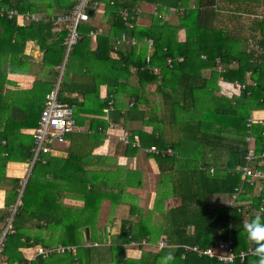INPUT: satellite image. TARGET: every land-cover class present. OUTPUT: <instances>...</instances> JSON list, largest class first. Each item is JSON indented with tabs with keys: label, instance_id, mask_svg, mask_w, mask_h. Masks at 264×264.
<instances>
[{
	"label": "trees",
	"instance_id": "1",
	"mask_svg": "<svg viewBox=\"0 0 264 264\" xmlns=\"http://www.w3.org/2000/svg\"><path fill=\"white\" fill-rule=\"evenodd\" d=\"M36 1L0 0V28L11 35L9 42L15 36L19 38L18 44L22 43L24 46L30 39L36 41L45 51L44 64L46 68H50L46 75L49 77L54 74L57 77L59 71L56 66L62 65L66 55L64 37L67 31L62 29L61 38L48 43L53 26L46 22L47 18H41ZM235 1H239V6ZM242 2L243 0H91L92 5L97 3L99 6L92 9L90 21L82 26V39L69 53L64 74L67 77L70 63L75 58L79 62L78 70H85L88 84H81L79 89H69V83L62 79L60 100L78 111H91L92 117L87 116L85 119L78 114L79 119L90 120L89 129L98 133L107 125L101 118L117 90L127 89L128 95L135 100L134 105L129 107L127 119L130 122L140 120L149 123L145 120L147 113L137 109L141 101L148 100L145 95L146 87L150 83H157L156 92L162 96L164 105H167L165 118L160 123L182 132L181 139H178L181 141L170 142L169 132L166 130L158 134L155 131L150 135L141 131H133L132 134H138L145 147L146 140L147 143L148 140L155 141L159 152L156 156L157 164L180 204L159 213L161 223H148L152 217L150 213H145L144 208L131 205L128 218L118 223L116 233L97 236L102 202L113 199L110 195L112 193L107 191L108 185L102 190L92 187L88 189L87 186L86 193L81 197L84 206L73 210L60 203V199L64 197V189L60 188L62 183L56 177L61 176L49 170L52 166L51 158L48 159L49 156L46 155V163H37L30 173L21 196L22 205L17 208L13 220L16 234L9 235L5 242L2 255L9 264L27 263L23 248L32 249L39 245L48 249L60 245L73 249L63 253L54 252L47 257L40 256L34 264H161L168 253H172L175 259L166 262L167 264H223L207 256L201 257L186 247L206 249L219 240L230 238L234 241L236 254L249 250L254 253L253 242L247 239L244 224L257 215L264 217V213L260 211L264 190L260 196H251L245 205L237 204L229 208H212L210 205L211 195L232 196L235 189L242 185L241 174L235 170L246 163L245 157L249 152L247 137L255 134L256 152H264V126H249L248 123L253 110L264 109V20L253 21H258L257 36H244L245 25L240 23ZM55 3L57 7L63 6L64 12L61 14L68 13L74 7L71 0H55ZM144 3L154 5L165 18L159 19L157 15H151L149 27L137 26L128 30L118 16L120 10L140 9ZM170 7L184 9V12L168 16L169 13H164V8ZM12 8L22 13H35L42 22L17 25L1 13V9ZM98 14L102 15L100 21L97 20ZM145 14L142 16L148 19V13ZM231 19H239L238 27L230 26ZM181 30L186 31L184 42L179 41L178 34ZM91 31H99L100 35L90 37ZM124 32L129 37L137 38L139 45H122L114 49V38ZM1 38L4 36L0 34ZM146 38L152 39L155 46L150 62L146 59ZM94 43L95 50L92 49ZM179 58L184 59L183 63L177 62ZM168 59L173 60V67L168 65ZM217 60H220L224 68L221 73L217 70L220 65ZM151 68H159L160 72L156 74ZM204 70L211 71L210 79L202 76ZM219 77L227 81L226 84L238 82L246 85V88L241 90L239 96L232 98L218 97L213 91L208 94L204 92L212 85L214 91L219 89L216 84ZM102 86L108 89L103 102L100 98ZM52 89L48 81L36 79L30 91L21 93L30 99L33 96L29 100L33 104L25 106L23 110L16 107L11 114L9 110L18 102L20 93H13L12 98L3 100L6 115L0 116V157L5 156V162H0V187L7 188L8 192L5 205L0 209V232L11 215L10 207L17 203L21 188L20 179L5 183L8 179L5 173L6 162L12 159L26 162L33 157V140L17 144L16 135L20 133L14 128L17 124L22 128H32L31 130L37 128L38 115L41 116L45 97ZM66 92H77L82 96L83 102L79 99L69 101L64 97ZM205 105L208 106L207 109L200 113L199 109ZM113 109L109 113L110 120L125 126L121 109L115 107V103ZM79 124L81 125L80 122ZM98 139L102 140V137L98 136ZM92 140L96 141L97 137ZM4 141L6 145H1ZM210 154L213 156L210 157ZM225 156L227 162L223 161ZM50 174H53L52 180L48 178ZM70 183L73 184L74 180H70ZM247 186L250 190L254 189V186L245 185ZM124 188L120 190L124 191ZM159 202L158 199L156 210L159 209ZM247 214L250 216L248 220ZM86 228H89V239L86 237ZM162 239L167 247L157 253L152 249H145L147 247L142 244L146 242L155 245ZM130 246L143 250L139 260L127 258L126 252ZM234 264H258V257L253 254L243 263L237 259Z\"/></svg>",
	"mask_w": 264,
	"mask_h": 264
},
{
	"label": "crops",
	"instance_id": "2",
	"mask_svg": "<svg viewBox=\"0 0 264 264\" xmlns=\"http://www.w3.org/2000/svg\"><path fill=\"white\" fill-rule=\"evenodd\" d=\"M71 1L74 2V0ZM235 2L239 6V1ZM35 3L40 11L39 14L42 19L54 17L64 12L63 6H58V8L55 0H37ZM145 7H147L146 10L144 9ZM241 8L243 9V13L240 14V23L245 25L243 35L248 37L257 36L259 33V29L257 27L258 21H255V23L253 21L256 19L259 21L264 20V0H243ZM140 9L143 11L141 14L142 20L140 26L149 27L151 25L150 16L155 15V13L158 12L157 8L152 4L144 3L140 6ZM145 13H148V19L142 16ZM170 15L173 14L169 13L168 16ZM101 18L102 15L98 14L97 20L100 21ZM238 20L239 19H231L230 26L234 28L238 27ZM225 24H227V22ZM61 32L62 31L60 29L56 30L53 28L50 32L51 37L48 38V43L51 44L58 41L61 38ZM0 34L2 37L4 36L3 39H0V116L6 115V108L3 100L12 98L13 93H20V95L18 96V102L14 103V105L16 104L14 108L9 110L10 114L14 112L16 107H20L23 110L25 109V106H31L33 104L29 102V100L33 99V96L30 99L24 97L21 93L30 91L33 88L34 81L36 79L42 82L48 81L52 85L53 89L59 79L60 81L63 79L65 82L69 83V89H72V87L79 89L78 87L81 88V84H88V78L85 76V70H82V72L78 70L79 62H77L75 58L70 63L67 77H64L66 63L68 61L65 60V58L61 66H56V69L59 71V75L56 77L54 74H50L48 77L46 74L49 72L50 68H46L44 64L45 51L40 48L36 41L30 39L24 46L22 43L18 44L19 38L17 36L9 42L11 35L7 31L4 32L1 28ZM178 37L179 41L184 42L186 40V31H179ZM95 48L96 44L94 43L92 45V49L95 50ZM208 75L211 77L210 70H204L202 72V76L204 78L209 79L207 78ZM218 80L220 81V85L219 81H217L216 84L219 89L214 91L213 85H208L209 87L205 89L204 92L208 94L210 91H213L214 95L218 97H226L225 95H220V86L224 84L222 86L223 91L225 92V83L227 81L223 80L221 77H219ZM212 83H214V80ZM157 86V83H150L148 87H146L145 95L148 100L141 101L137 109V111H144L147 113V115H145V120L149 121V123H145L140 120L130 122L129 119H127L129 107H132L135 102L134 98H131L128 95V92L126 91L127 89L123 91L117 90L112 100L115 103V107L121 109V115L124 116L123 122L127 126L113 123L110 120L109 114L112 111L111 110L108 114L104 113L105 115L101 118L103 121L107 122L105 129L102 128L103 130L98 132L99 134L97 132H92L89 129V125L91 123L90 120H85L87 116L92 117L91 111H78V109L75 108L78 120L77 130L74 133L67 135L65 144L56 146L52 154L48 155V159L51 158L52 164L49 170L56 173L58 176H61V178L56 177V179L59 178V182L62 183L60 188L62 187L64 189V197L60 199V203L73 208V210H77V208L84 206V201L81 197L86 193L87 186L88 189H91L92 187L93 189L96 188L97 190H102L106 188L105 185H108L107 191L112 193L110 195L113 196V199L112 201L105 199L102 202L98 223H120L123 219L128 218L131 205L144 208L145 213H150L149 215L152 217L148 220V223L152 221H158L161 223V220L159 221L158 214L163 210L167 211V209L180 204V200L174 196V193L170 189L171 185L167 184L166 178H164L161 174L156 160V156L158 154L151 152V148L157 145L155 141L148 140L147 143L146 140L145 147L144 143L140 141V136L138 134L135 136L132 134L133 131H141L150 135L155 131L158 134L162 130H166L169 132L168 138L171 139L170 142L179 143L181 141L178 139H181L183 134L182 132L178 131V129H171L163 122L160 123L165 118L167 105H164L162 96L157 94ZM241 92L242 91H240L236 96H239ZM107 95V87L102 86L100 88V98L102 102L105 100ZM64 97L69 101L70 99H79V101L83 102L82 96H80L77 92H66ZM78 114L85 119L80 120V116ZM38 117L40 120L39 115ZM39 120H37L38 123ZM248 123L250 126H264V109L253 110L250 119H248ZM111 125L114 127H111ZM14 129L17 131L19 130V133L22 136L20 137V134L17 133V144L22 142L25 143L29 140L31 141V139L33 140V137L31 136L32 128H22L19 124H17ZM123 131L129 133V144H124L119 139V136L123 133ZM95 136L97 137L96 141L92 140ZM98 136L102 137V140L98 139ZM249 137L253 139V145L255 146L256 152L257 137L255 134L250 135ZM246 143L248 142L246 141ZM1 145H6V142H2ZM257 154L261 156L264 155V152L262 154ZM212 156L213 154H210V157ZM4 157L5 156L0 157L1 163L5 162ZM18 160L20 159H12L11 161L6 162L5 173L8 179L5 180V183L10 180L12 181V179H20L21 182L22 179L26 177L29 170V161L18 162ZM227 160V156H225L223 161L227 162ZM259 161L260 169L263 170L264 157L260 158ZM27 177L29 179L30 175ZM48 178L52 180L53 174H50ZM242 179L241 175V182ZM70 180H74V183L71 184ZM123 187H125L124 191H121L120 189ZM3 189L5 188L0 187V209H2L5 205L8 192L7 188L5 190ZM263 190L264 181L257 182L253 190H250L248 186L245 187L244 185L243 191L239 194V198L235 205L248 204L251 196H260ZM158 199L160 201L159 209L156 210L155 206ZM210 205L212 208L232 207V205H234L233 195H211ZM114 206L117 207L114 208ZM249 218L250 216L247 214L246 219L248 220ZM89 237L87 239H89ZM161 241L165 240L162 239ZM159 243L155 245L153 243H146L143 244V246L145 245L144 247H147L145 249L150 250ZM127 249V258L139 260L142 257L143 250H139L136 247L131 246ZM159 250L160 249L157 247V250H154L153 252L157 253ZM163 261L164 260L161 261V264H167L166 261L165 263Z\"/></svg>",
	"mask_w": 264,
	"mask_h": 264
},
{
	"label": "built area",
	"instance_id": "3",
	"mask_svg": "<svg viewBox=\"0 0 264 264\" xmlns=\"http://www.w3.org/2000/svg\"><path fill=\"white\" fill-rule=\"evenodd\" d=\"M25 1V0H24ZM98 4H91V0H74V7L71 11L66 14L56 15L46 19V22H50L54 29H65L67 31L66 37L64 39V45L66 47V59L69 56L71 50L79 43L82 39L81 28L84 24L88 23L91 18V13L93 8H98ZM164 13L178 14L184 12V9L177 8H164ZM141 9H121L118 16L121 22L128 28V30H133L137 26L141 25ZM1 13L6 15L9 20L15 21L17 25L25 26L33 22L38 23L42 22V19L35 13H22L19 10L12 9H1ZM159 19H164L163 14L155 13ZM90 37L96 38L100 35L99 31H91L89 33ZM115 45L114 49H118L122 45H139V40L135 37H129L127 33H122L120 36L114 38ZM145 44L147 46V62H150L151 57L154 53V41L152 39H145ZM65 59V60H66ZM184 59H177L178 63H183ZM220 64V60H217ZM168 65L173 67V60L168 59ZM154 73H159V68H151ZM218 72L221 73L224 71L223 67L220 66L217 68ZM226 84V83H225ZM229 85V84H226ZM235 86L239 92L246 88V85L240 84L238 82L230 84ZM60 79L56 84L55 88L46 95L44 101V107L41 112L40 120L37 128L31 130V136L33 137V157L28 163V176L30 175L33 167L42 162L46 163L44 156L52 154L56 146L65 144L67 135L74 133L78 128V120L76 117L75 108L67 103H64L60 100ZM114 108V102L110 101L109 106L104 110V113L108 114ZM250 126V125H249ZM111 127H114L111 125ZM119 139L124 144H129V133L123 131L119 136ZM138 141V140H137ZM246 141L249 143V152L245 157V165L238 166L235 170L236 173H241L242 175V185L235 189L233 194V204L237 202L239 194L243 191L244 185L255 186L257 182L264 181V169H260L259 159L264 157V155L259 156L255 152V146L253 145V139L248 138ZM139 143V141H138ZM137 143V144H138ZM151 152L159 153L156 147L151 148ZM214 170L212 169L211 172ZM28 177L22 179L20 182V195L16 205L10 208L11 215L7 219L6 226L0 232V264H9L6 259L3 258L4 245L7 241L9 235L16 234L13 229V220L16 214L17 208L22 205L21 196L27 184ZM232 205V206H234ZM261 213H264V197L262 199V205L260 207ZM25 242V240H22ZM146 244V242H142ZM158 249L167 247L165 241H161L157 245ZM27 248V247H26ZM29 249V248H28ZM33 249L32 255L27 256V263L15 262L13 264H34L38 257H47L52 253H63L66 250L70 251L72 247H64L60 245L54 249L44 248L43 246H36ZM187 250L197 253L199 256H207L211 259H216L218 262L223 264H234L237 259L243 263L246 258L254 253L249 250L246 252H241L236 254L234 249V241L230 238L228 240H219L214 244H211L206 249H201L199 247H186ZM26 250L23 248V251Z\"/></svg>",
	"mask_w": 264,
	"mask_h": 264
},
{
	"label": "clouds",
	"instance_id": "4",
	"mask_svg": "<svg viewBox=\"0 0 264 264\" xmlns=\"http://www.w3.org/2000/svg\"><path fill=\"white\" fill-rule=\"evenodd\" d=\"M244 231L247 239L253 242V251L258 257V264H264V217L255 216L250 222L244 224ZM163 259L168 262L174 261L175 257L172 253H168Z\"/></svg>",
	"mask_w": 264,
	"mask_h": 264
},
{
	"label": "rangeland",
	"instance_id": "5",
	"mask_svg": "<svg viewBox=\"0 0 264 264\" xmlns=\"http://www.w3.org/2000/svg\"><path fill=\"white\" fill-rule=\"evenodd\" d=\"M147 7H145L144 9L146 10ZM144 24V23H143ZM148 24V23H146ZM220 66V65H219ZM218 66V67H219ZM222 66V64H221ZM224 69V68H223ZM218 70V69H217ZM211 76V75H210ZM207 78H211L209 77V75L207 76ZM219 81V80H218ZM219 85H220V81H219ZM224 85V84H222ZM220 86V95L222 96H226L227 98H232L233 96H236L239 94V90L235 87V86H232V85H225V92L223 91V86ZM207 104V103H206ZM208 105V104H207ZM201 106V108L199 109L200 113H202L203 111H205L207 109V107L209 106ZM199 108V107H198ZM29 173V172H28ZM28 173L26 174V177L24 179L27 178L28 176ZM117 206H114V208H116ZM97 233L96 235L97 236H107L108 234H114L117 232V228H118V223H98L97 224ZM85 230V229H84ZM30 236H33L32 234ZM26 250H24L23 252L26 254V255H32L33 254V249H28V248H25ZM152 250H157V245L155 247L152 248Z\"/></svg>",
	"mask_w": 264,
	"mask_h": 264
},
{
	"label": "water",
	"instance_id": "6",
	"mask_svg": "<svg viewBox=\"0 0 264 264\" xmlns=\"http://www.w3.org/2000/svg\"><path fill=\"white\" fill-rule=\"evenodd\" d=\"M91 15H92V13H91ZM86 233H87V238L89 237V229L88 228H86Z\"/></svg>",
	"mask_w": 264,
	"mask_h": 264
}]
</instances>
